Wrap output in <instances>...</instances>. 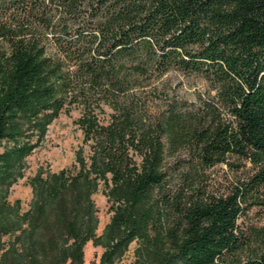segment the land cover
<instances>
[{
  "label": "trees",
  "instance_id": "16d2710c",
  "mask_svg": "<svg viewBox=\"0 0 264 264\" xmlns=\"http://www.w3.org/2000/svg\"><path fill=\"white\" fill-rule=\"evenodd\" d=\"M171 71L206 91L176 97ZM72 105L83 144L31 177L22 210L8 200L20 119ZM3 140L0 264H83L88 241L100 264L132 242L133 264H264V225L240 222L264 208V0H0ZM220 163L242 175L215 192ZM100 185L111 215L98 235Z\"/></svg>",
  "mask_w": 264,
  "mask_h": 264
},
{
  "label": "rangeland",
  "instance_id": "374dc122",
  "mask_svg": "<svg viewBox=\"0 0 264 264\" xmlns=\"http://www.w3.org/2000/svg\"><path fill=\"white\" fill-rule=\"evenodd\" d=\"M167 90L176 97L188 101L197 100L206 91V83L196 77H185L175 71L169 72L163 80ZM157 94H160L159 91ZM108 110V109H107ZM80 108L71 106L69 109H59L53 113L52 109L40 110L37 114H25L19 124L23 128L15 144L25 147L23 176L20 177L9 188L8 200L13 202L20 200L22 210L29 207L32 197L29 180L39 170L58 171L69 167L75 158V151L83 144V134L77 119L80 116ZM46 125L44 135L40 127ZM13 145L10 140H3L0 144V153L8 150ZM13 147V146H12ZM209 188L215 192H224L239 178L241 170H236L226 164L220 163L207 170ZM97 207L98 227L96 233H102L105 225L110 219L109 205L103 192V185L99 186L96 193L92 195ZM241 226L247 229L250 226L264 225V208L252 207L241 219ZM136 243L132 242L127 252L118 261V264H133L135 260L134 250ZM103 247L94 245L88 241L84 246L83 264H100V256Z\"/></svg>",
  "mask_w": 264,
  "mask_h": 264
}]
</instances>
